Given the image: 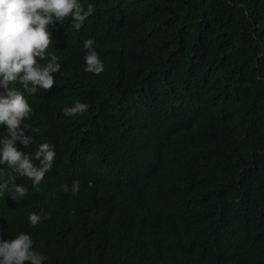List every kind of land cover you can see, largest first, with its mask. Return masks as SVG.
<instances>
[{
	"label": "trees",
	"instance_id": "obj_1",
	"mask_svg": "<svg viewBox=\"0 0 264 264\" xmlns=\"http://www.w3.org/2000/svg\"><path fill=\"white\" fill-rule=\"evenodd\" d=\"M143 8L139 38L153 33V58L170 65L184 102L165 98L157 81L122 84L120 67L86 74L82 42L102 28L79 35L64 19L51 49L61 55L54 88L38 89L26 121L33 139L54 145V166L38 191L12 174L28 192L0 196V238L30 233L43 264H264V0ZM143 45L133 47L137 61L152 56ZM88 88L111 100L106 120L97 102L92 113L64 115ZM73 180L78 191H64ZM29 212L42 215L37 225Z\"/></svg>",
	"mask_w": 264,
	"mask_h": 264
},
{
	"label": "clouds",
	"instance_id": "obj_2",
	"mask_svg": "<svg viewBox=\"0 0 264 264\" xmlns=\"http://www.w3.org/2000/svg\"><path fill=\"white\" fill-rule=\"evenodd\" d=\"M145 4L146 0H102L99 4L82 0H0V126L4 129L0 134V196L8 193V197L18 201L27 194L28 188L16 183L13 173L27 177L32 189L38 191L40 183L46 179L44 176L54 166L57 154L54 145L33 139L27 131L26 121L33 113L29 101L38 89L50 92L54 88V75L57 76L61 69V55L59 49L55 54L51 49L64 19L79 35L92 28H102L96 42L91 38L82 42L86 74L101 75L105 64L120 67L122 84L128 86V81H133L137 90L139 83L145 88L157 81L158 87L163 86L165 98L177 107L178 103L184 102L173 92L170 65L163 67L161 61L153 58L156 47L160 46L156 45L153 33H143L144 39L139 38L140 26L135 18L144 10ZM142 43L147 49L151 47L152 56L137 61L135 58L139 57H132L133 47ZM164 52L169 54V47ZM175 52L170 64L175 59ZM87 90L83 102L75 101L72 106L63 108L64 115L92 113L93 104L97 102L95 110L100 112L104 105L102 116L105 120L109 118L111 100L96 88ZM184 97L189 100L185 101L188 104L199 98ZM17 142L27 148L31 146V153L18 150ZM5 165L11 172L5 171L2 167ZM62 188L76 193L79 182L73 180L71 186L63 185ZM42 218L37 212L27 214V222L33 226ZM33 245L31 234L24 231L11 239L0 238V264H43L44 255Z\"/></svg>",
	"mask_w": 264,
	"mask_h": 264
}]
</instances>
